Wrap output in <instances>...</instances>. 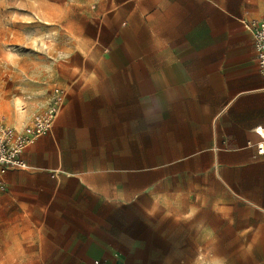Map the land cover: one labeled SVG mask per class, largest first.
I'll use <instances>...</instances> for the list:
<instances>
[{
	"label": "crops",
	"instance_id": "1",
	"mask_svg": "<svg viewBox=\"0 0 264 264\" xmlns=\"http://www.w3.org/2000/svg\"><path fill=\"white\" fill-rule=\"evenodd\" d=\"M97 6L85 37L101 60L83 64L96 72L63 89L51 133L7 173L0 222L38 261L189 264L184 240L202 254L212 214L213 246L223 236L264 264V153L247 146L264 130V76L242 25L264 19V0Z\"/></svg>",
	"mask_w": 264,
	"mask_h": 264
},
{
	"label": "rangeland",
	"instance_id": "2",
	"mask_svg": "<svg viewBox=\"0 0 264 264\" xmlns=\"http://www.w3.org/2000/svg\"><path fill=\"white\" fill-rule=\"evenodd\" d=\"M99 0H0V119L20 129L33 112L43 111L57 87L67 91L78 78L96 71L84 66L101 60L91 38L92 26L87 21L98 9ZM103 60H110L103 57ZM18 207H10L3 219L14 217ZM212 214L205 215L206 240L204 252L197 255L196 237L190 233L189 264H260L243 262V245L229 246L222 236V244L213 246L211 238ZM8 222H0V264H58L38 261L36 247L22 244L23 232L9 229ZM229 231L222 230L227 237ZM238 242H241L238 240ZM255 249V247H254ZM261 252V247H256ZM231 251V254H230ZM233 253V254H232ZM261 254L255 255L258 258Z\"/></svg>",
	"mask_w": 264,
	"mask_h": 264
},
{
	"label": "built area",
	"instance_id": "3",
	"mask_svg": "<svg viewBox=\"0 0 264 264\" xmlns=\"http://www.w3.org/2000/svg\"><path fill=\"white\" fill-rule=\"evenodd\" d=\"M242 25L252 36L257 68L260 75L264 76V19H247L242 21ZM64 100V90L55 87L48 106L43 111L31 113L20 129L11 127L0 119V192L6 189L5 177L9 171L27 168L22 159L24 151L38 138L51 133L63 109ZM253 133L260 141L256 144L248 143L247 146L254 147L257 154L261 155L264 153V130L262 127H256Z\"/></svg>",
	"mask_w": 264,
	"mask_h": 264
},
{
	"label": "clouds",
	"instance_id": "4",
	"mask_svg": "<svg viewBox=\"0 0 264 264\" xmlns=\"http://www.w3.org/2000/svg\"><path fill=\"white\" fill-rule=\"evenodd\" d=\"M214 264H223V262L221 260H216Z\"/></svg>",
	"mask_w": 264,
	"mask_h": 264
}]
</instances>
